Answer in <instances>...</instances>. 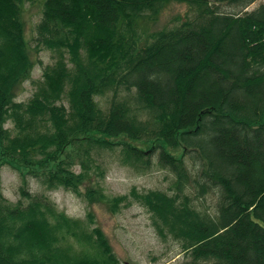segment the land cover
<instances>
[{"label":"trees","instance_id":"trees-1","mask_svg":"<svg viewBox=\"0 0 264 264\" xmlns=\"http://www.w3.org/2000/svg\"><path fill=\"white\" fill-rule=\"evenodd\" d=\"M35 1L0 0V264L124 263L100 228L87 231L46 193L23 185L25 200L10 202L4 165L112 213L139 202L184 264H264V2L177 0L193 12L151 31L169 0H42L35 48L55 60L18 101L35 67L23 18ZM98 150L140 172L170 170L174 193L108 195ZM211 191L214 212L194 207Z\"/></svg>","mask_w":264,"mask_h":264},{"label":"rangeland","instance_id":"rangeland-1","mask_svg":"<svg viewBox=\"0 0 264 264\" xmlns=\"http://www.w3.org/2000/svg\"><path fill=\"white\" fill-rule=\"evenodd\" d=\"M264 0H256L246 10L255 9ZM220 9L225 12L239 11V7L229 4H221ZM193 10L186 2L169 0L163 6L155 20H148L145 23L151 31L171 26L189 16ZM42 17V0L34 3H27L24 10L26 23V38L29 42L31 57L35 61V67L31 78L24 82L21 91L17 96L18 101H28L34 94L37 86L43 80L45 67L54 63V54L44 46L40 51L35 48L37 42V25ZM109 96L98 97L99 104L106 106ZM146 119V118H143ZM7 127L13 129V123L7 122ZM70 148L69 150H71ZM181 150L174 152L179 155ZM74 163L77 157L74 155ZM98 161L105 167V178L96 176L101 181L106 193L110 196L128 194L133 188L140 192L149 190H163L170 194L174 193L172 185L175 181L174 174L165 168L155 167L149 171L140 172L133 166L124 165L115 155L108 151H96ZM157 159V156H153ZM187 164L195 173L198 161L187 157ZM73 163V164H74ZM74 169L80 170V165L75 164ZM28 182L23 181L22 174L9 165L1 168V182L4 196L12 203L24 199L21 187L34 194L46 193L55 203L59 211H63L69 217L83 220L87 231L100 228L107 237L110 246L123 264H184L185 253L180 244L172 238L164 239L158 234L153 225L151 214L139 202L123 208L117 213H112L103 204L97 203L89 206L87 202L73 191L62 187L47 191L40 180L29 177ZM194 194V192H193ZM217 195L215 191L209 192L205 197H193L192 204L200 211H215ZM89 213L92 219H89ZM79 249L82 245L71 235L69 245Z\"/></svg>","mask_w":264,"mask_h":264}]
</instances>
